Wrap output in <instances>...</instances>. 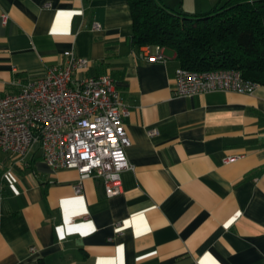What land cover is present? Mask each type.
I'll return each instance as SVG.
<instances>
[{
	"label": "crops",
	"instance_id": "1",
	"mask_svg": "<svg viewBox=\"0 0 264 264\" xmlns=\"http://www.w3.org/2000/svg\"><path fill=\"white\" fill-rule=\"evenodd\" d=\"M160 1L197 15L217 0ZM132 35L128 0H0V97L72 53L89 61L76 77H112L131 142L112 198L99 179L76 195L78 173L37 145L0 151V264H264V86L174 96L173 51L148 63Z\"/></svg>",
	"mask_w": 264,
	"mask_h": 264
},
{
	"label": "built area",
	"instance_id": "2",
	"mask_svg": "<svg viewBox=\"0 0 264 264\" xmlns=\"http://www.w3.org/2000/svg\"><path fill=\"white\" fill-rule=\"evenodd\" d=\"M7 21L3 13L1 23ZM140 57L148 63L166 61L162 47H142ZM88 67V60L70 53L65 66L49 67L40 78L18 83V93L0 97V151L22 157L37 145L51 170L78 173L73 187L76 195L82 193L85 180L99 179L105 196L112 198L122 192V172L131 169L126 156L131 142L123 121L128 110L110 75L76 77ZM258 87L237 70L178 68L173 94L192 97L225 91L249 95ZM147 134L153 136L156 130Z\"/></svg>",
	"mask_w": 264,
	"mask_h": 264
},
{
	"label": "trees",
	"instance_id": "3",
	"mask_svg": "<svg viewBox=\"0 0 264 264\" xmlns=\"http://www.w3.org/2000/svg\"><path fill=\"white\" fill-rule=\"evenodd\" d=\"M135 48L162 47L192 72L237 70L264 86V0H217L191 15L160 0H128Z\"/></svg>",
	"mask_w": 264,
	"mask_h": 264
},
{
	"label": "rangeland",
	"instance_id": "4",
	"mask_svg": "<svg viewBox=\"0 0 264 264\" xmlns=\"http://www.w3.org/2000/svg\"><path fill=\"white\" fill-rule=\"evenodd\" d=\"M171 53L169 52V50L167 51V55H170Z\"/></svg>",
	"mask_w": 264,
	"mask_h": 264
}]
</instances>
